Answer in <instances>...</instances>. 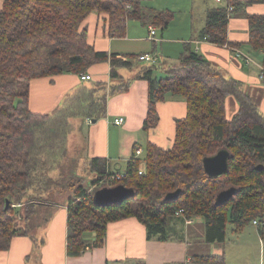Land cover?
<instances>
[{
	"label": "trees",
	"instance_id": "1",
	"mask_svg": "<svg viewBox=\"0 0 264 264\" xmlns=\"http://www.w3.org/2000/svg\"><path fill=\"white\" fill-rule=\"evenodd\" d=\"M226 1L234 10L208 9L197 39L237 49L240 45L228 41L229 18L242 7L264 4V0ZM92 13L107 15L108 33L114 38L126 36L128 21L157 26L163 31L173 18L170 11L143 9L137 0H3L0 10V251L8 250L12 237L22 233L16 223L21 209L12 205L26 199L29 217L30 204L45 203L36 200L37 196L50 195L53 191L52 166L65 153L63 145L70 133L69 120H98L106 114V96L97 95L99 89L87 87L67 97L52 113L32 114L27 106L31 80L64 74L88 75V70L99 63H109L110 79L115 80L119 77L117 69L131 68L132 60L138 63L139 55H109L87 43L81 24ZM246 18L247 45L253 52L262 53L264 69V15ZM157 66H142L138 74L148 84L147 117L142 130L148 132L157 126L158 103L168 98L182 99L187 112L184 119L176 122L173 146L162 150L147 144L144 157L134 155L122 174L107 173L105 160L89 162L90 171L96 175L94 186L104 183L97 190L123 186L134 195L121 202L96 205V190L88 192L79 188L67 204L68 256H80L87 247L103 245L107 225L127 218H136L145 226L147 240L158 241H167V226L173 219L201 218L208 244L224 243L227 225L238 233L256 221L254 226L264 245V117L251 98L241 91L239 82L225 79L190 47L185 48L176 67L165 71L164 78L156 76ZM126 90L127 86L111 91ZM228 96L239 104L238 113L230 121L225 118ZM221 148L232 155L228 172L220 179H210L204 174L202 160ZM229 188H235V194L226 203L215 205L216 195ZM177 189L182 191L179 198L165 202L164 196ZM27 191L34 194L25 196ZM35 193L38 195L34 197ZM87 233L95 236L92 244L84 239ZM201 262L225 264V259L205 257Z\"/></svg>",
	"mask_w": 264,
	"mask_h": 264
},
{
	"label": "crops",
	"instance_id": "2",
	"mask_svg": "<svg viewBox=\"0 0 264 264\" xmlns=\"http://www.w3.org/2000/svg\"><path fill=\"white\" fill-rule=\"evenodd\" d=\"M137 1H140L143 9L172 12L173 18L167 28L161 31L157 26L143 25L137 21L142 28L128 25L124 38H114L108 33L107 15L92 13L81 24V30L86 31L87 43L96 51L109 55H155L159 61L157 77L161 76L162 71L165 74L167 69L176 67L185 48L190 47L218 69L225 79L239 82L241 91L251 98L264 117V80L259 79L263 55L261 52H253L247 45L249 25L246 18L247 15H264V4L242 7L228 21V41L240 45L236 46L237 49L250 57L252 63L247 65L235 56L231 48L197 39L204 28L207 10L226 7V0ZM231 1L244 3L248 0ZM2 6L3 0H0V10ZM150 27L156 29V42L149 39ZM157 30L160 32L159 37ZM170 34L175 36H169ZM124 61H127L126 56ZM131 62V68L117 69L119 77L115 80L110 79L109 63H99L87 72L91 77L88 82L90 85L81 83L79 75L73 74L37 78L29 84L27 106L35 115H44L59 109L65 99L81 87L94 91L99 89L97 95L106 96L105 116L95 120V123L85 118L87 135L84 141V160H105L107 173L110 174L124 173L137 149L141 150V155L137 157L142 159L149 143L162 150H170L174 143L176 122L184 119L187 112L186 103L182 99L168 98L156 106L159 117L157 126L144 132L142 127L147 117L148 84L138 78L139 71L144 66H138L133 60ZM126 86V91H111L122 90ZM238 111L237 100L228 96L225 99L226 120H232ZM118 118L124 119L122 125L114 124V120ZM32 194L33 191H27L25 196ZM37 195L35 193L34 196ZM25 202L22 199L15 204L20 205L16 208L23 212V231L12 237L8 250L0 251V264H205L201 262L205 257H223L226 264L224 243H206L204 222L201 218L191 219L190 223L179 218L173 219L167 226V241L147 240L145 226L136 218L111 222L107 225L103 245L87 247L80 256H68L67 203L53 201L44 205L30 204L32 213L27 217ZM44 209L48 214L41 218L39 214ZM251 226L255 228L251 239L258 244L262 258L264 245L256 227ZM244 229L238 232L241 236ZM94 237L93 233L84 235L87 244H92Z\"/></svg>",
	"mask_w": 264,
	"mask_h": 264
},
{
	"label": "rangeland",
	"instance_id": "3",
	"mask_svg": "<svg viewBox=\"0 0 264 264\" xmlns=\"http://www.w3.org/2000/svg\"><path fill=\"white\" fill-rule=\"evenodd\" d=\"M178 21L179 20H177V23ZM128 25H136L137 27L142 28L140 24L134 20L128 21L127 26ZM157 34L159 37V30H157ZM169 36L175 35L170 34ZM137 65L150 66L143 62H138ZM160 75L162 77L160 76L159 78H164L166 76L163 71ZM81 83L90 85L88 82ZM69 121L71 125L70 133L68 140L65 141L63 145L65 153L63 156L61 153L59 162L52 166L53 171L51 176L55 181V186L52 189L53 191L50 195L43 194L41 197L37 196L38 200L40 199L45 202L44 204L52 203L53 201V203L68 204L69 200L76 194L79 188L91 192L97 190L96 187H102L104 184L103 182H100L94 186L96 175L90 171L89 161L84 160V141L87 135V126L84 125L85 119L75 118L70 119ZM136 201L139 200L137 199ZM22 213L19 212V214L16 215V223L19 225L20 231H23L22 224H24L23 222L21 223L24 218ZM46 214L48 213L46 212V209H44L39 216L44 218ZM19 217L21 219H19ZM262 220H264V216ZM250 226L244 229L241 236L239 233V235L233 234L232 226L227 225V234L224 242L226 264H264V254L261 258L258 244L256 242L254 243L251 239L255 228Z\"/></svg>",
	"mask_w": 264,
	"mask_h": 264
},
{
	"label": "water",
	"instance_id": "4",
	"mask_svg": "<svg viewBox=\"0 0 264 264\" xmlns=\"http://www.w3.org/2000/svg\"><path fill=\"white\" fill-rule=\"evenodd\" d=\"M95 123V120L92 121ZM232 158L229 150L225 148L219 149L214 155L203 158L202 167L204 174L210 179L222 178L229 169V160ZM181 190L177 189L167 193L164 196L165 202L175 201L179 198ZM236 192L235 188H229L220 191L216 197L214 204L220 205L226 203ZM134 195L132 190L123 186L102 188L94 192V202L96 205H107L115 202H121ZM9 206V201L6 202V208Z\"/></svg>",
	"mask_w": 264,
	"mask_h": 264
},
{
	"label": "built area",
	"instance_id": "5",
	"mask_svg": "<svg viewBox=\"0 0 264 264\" xmlns=\"http://www.w3.org/2000/svg\"><path fill=\"white\" fill-rule=\"evenodd\" d=\"M217 2H220V0H217ZM130 8V7H128ZM226 9L228 12H232L234 10L233 6L231 5H228L226 6ZM155 33H156V29L153 28V27H150L149 28V39L153 42H156V40L154 39L155 37ZM233 51V53L235 54V56L237 58H240L241 60H243L247 65L252 63V60L250 59L249 56L245 55L244 53H242L240 50L238 49H231ZM137 61L138 62H143V63H147L149 65H158L159 61H158V58L155 56V55H150V54H142V55H139V57L137 58ZM261 70L263 72H261L260 76H259V79L260 80H264V69L261 67ZM79 80L81 82H87V81H90L91 80V77L89 75H85V74H80L79 75ZM124 122V119L123 118H118V119H115L114 120V124L119 126V125H122ZM135 155L136 156H139L141 155V150L137 149L135 151ZM139 174H141V172H139ZM115 177H113L112 179H114ZM118 179V177H116ZM20 205H15L13 204L12 207L15 208V207H19ZM180 212L176 213V215L178 216ZM186 223H190V220H187ZM253 225H256V221H253ZM60 264H63V263H60Z\"/></svg>",
	"mask_w": 264,
	"mask_h": 264
}]
</instances>
